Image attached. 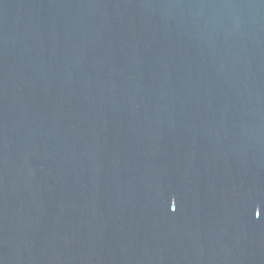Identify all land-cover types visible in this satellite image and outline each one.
Here are the masks:
<instances>
[{"label":"water","instance_id":"obj_1","mask_svg":"<svg viewBox=\"0 0 264 264\" xmlns=\"http://www.w3.org/2000/svg\"><path fill=\"white\" fill-rule=\"evenodd\" d=\"M0 264H264V0H0Z\"/></svg>","mask_w":264,"mask_h":264}]
</instances>
